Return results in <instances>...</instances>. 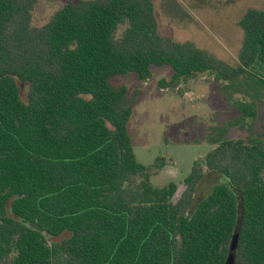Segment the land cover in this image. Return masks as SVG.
Returning a JSON list of instances; mask_svg holds the SVG:
<instances>
[{"label":"trees","instance_id":"trees-1","mask_svg":"<svg viewBox=\"0 0 264 264\" xmlns=\"http://www.w3.org/2000/svg\"><path fill=\"white\" fill-rule=\"evenodd\" d=\"M40 1L0 0V264H227L235 237L234 264H264V134L228 138L258 118L264 11L240 20L232 67L161 36L153 0L68 3L39 27ZM153 67L172 70L171 88L213 76L238 112L206 136L216 148L180 195L152 182L165 158L137 161L129 122L140 92L111 84L148 81Z\"/></svg>","mask_w":264,"mask_h":264},{"label":"rangeland","instance_id":"rangeland-1","mask_svg":"<svg viewBox=\"0 0 264 264\" xmlns=\"http://www.w3.org/2000/svg\"><path fill=\"white\" fill-rule=\"evenodd\" d=\"M79 1H40L33 12V25L44 26L66 4ZM153 4L161 36L178 43H192L232 67L239 64L244 42L240 20L249 10L264 11V0H153ZM151 72V79L145 82L130 74L113 78L111 84L115 89L125 87L129 96L140 92L129 122L137 161L152 166L157 158H165L167 166L152 177V182L158 188L174 182L180 195L194 164L216 148L206 141V136L213 128L223 127L237 117L238 112L231 108L233 102L228 101L223 88L209 74L171 88L170 68L153 67ZM23 98L27 101L26 92ZM235 98L243 99L241 95ZM258 107L252 132L233 128L229 139L246 141L250 135L264 134V96ZM210 185L200 186L197 200L207 194Z\"/></svg>","mask_w":264,"mask_h":264},{"label":"water","instance_id":"water-1","mask_svg":"<svg viewBox=\"0 0 264 264\" xmlns=\"http://www.w3.org/2000/svg\"><path fill=\"white\" fill-rule=\"evenodd\" d=\"M218 178V175H210L206 178V183L210 186H212V183L214 182V180H216ZM211 191V188L207 187V194ZM206 194V195H207ZM237 242H238V239L237 237L234 238V241H233V246H232V250L230 252V256H229V259L227 261V264H234V259H235V249H236V246H237Z\"/></svg>","mask_w":264,"mask_h":264}]
</instances>
